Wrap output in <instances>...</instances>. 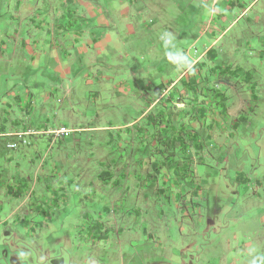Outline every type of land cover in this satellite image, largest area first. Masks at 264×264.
<instances>
[{"label": "rangeland", "instance_id": "rangeland-1", "mask_svg": "<svg viewBox=\"0 0 264 264\" xmlns=\"http://www.w3.org/2000/svg\"><path fill=\"white\" fill-rule=\"evenodd\" d=\"M92 2L136 29L123 33L121 67L93 84L74 72L44 89L55 74L13 58L11 46L0 53V264H264V0ZM167 52L219 78L233 114L246 101L251 110L215 138L196 132L204 147L193 138L186 161L176 150L164 178L170 167L158 174L154 163L168 160L170 140L155 147L140 116L155 87L186 69ZM60 128L91 131L44 130Z\"/></svg>", "mask_w": 264, "mask_h": 264}, {"label": "crops", "instance_id": "crops-1", "mask_svg": "<svg viewBox=\"0 0 264 264\" xmlns=\"http://www.w3.org/2000/svg\"><path fill=\"white\" fill-rule=\"evenodd\" d=\"M134 5L138 6L139 4ZM121 13L124 17H128L129 8L127 7ZM110 14L111 11H103V8L94 4L92 0H0V24L6 27H0L1 56H4L5 51L11 46L13 51L10 55L13 58L18 57L20 62H28L31 67L37 66L36 70H46V72L52 73V76L55 74V80L48 82L45 86L42 85L44 89H57L63 84L67 86L69 83L67 79L74 72L85 73L86 77L84 74V78L88 80V83L93 84L92 75L103 76L104 68L113 70L121 67L118 59L122 56L124 48L123 33L126 28L130 29V32H136L132 23H119L114 17H110ZM8 28L9 30H7ZM1 35L5 37H1ZM201 35H211L213 38L215 32L204 31ZM202 39L203 37L197 38L194 45ZM220 39L221 36L217 41ZM261 44L264 47L262 39ZM210 53L211 50L208 49L200 58H204ZM187 54L191 55V50H187ZM196 61L191 62L190 70L188 68L181 70L172 81L163 79L162 84L155 87V92L145 98L146 109L140 116V118L149 117L151 120L150 128L155 131L153 135L155 147H161L162 142L159 138L161 139L162 135L167 134L170 140L168 147L170 150L180 151V156L185 161L187 156L193 152V138H199L201 148L204 147V140L196 132H204L207 137L215 138L216 133L220 134L219 130L222 131V127L227 121H232L235 118L233 126H237L238 121L245 116L244 113L249 104L248 101L244 102L240 106V110L238 109L237 115L233 114L227 106V95L222 91L219 92V95L217 93L221 80L213 77L215 80L212 82L203 77V67L195 64ZM40 63L41 66H39ZM74 66H80V68L74 70ZM213 74L216 75L215 71ZM247 78L250 79V75ZM181 79L185 81V84L189 82L192 85L198 84V88L202 90L201 96H188L185 87L183 89L180 87ZM248 83L244 86H248ZM176 86L181 88L176 93L181 95L182 99L188 98L187 102L171 98L172 91ZM115 87L123 90L128 87V84L121 82L115 84ZM147 89L151 90L152 88L149 86ZM210 89L217 91L215 93ZM251 92H253L252 88ZM117 96L125 95L119 92ZM94 97L96 98V95ZM24 103L35 106L33 97L26 99ZM172 107L173 115L172 111L168 113ZM55 108L54 113L58 112L56 117L61 113V110L57 106ZM44 130L46 133L51 132L47 129ZM68 130L73 131L72 133L91 131L89 128ZM146 132L149 136V131ZM171 162L172 155H169L168 160L162 162L163 164L156 161L154 170L160 174L168 164L169 170L163 173L166 178L172 173ZM174 164L176 163L174 162ZM184 165L187 166L186 163ZM121 166L123 169V162ZM183 175L185 174L183 173Z\"/></svg>", "mask_w": 264, "mask_h": 264}, {"label": "trees", "instance_id": "trees-1", "mask_svg": "<svg viewBox=\"0 0 264 264\" xmlns=\"http://www.w3.org/2000/svg\"><path fill=\"white\" fill-rule=\"evenodd\" d=\"M198 64V63H197ZM180 87L183 89L184 87V89H186L187 90V93H188V96H201V94H202V90H200L199 88H198V84L197 85H192V83L191 82H189V83H187V84H185V81H183L182 79L180 80ZM180 87H178V86H176V88H174V90L172 91V94H171V98L172 99H176V100H184V101H186L187 102V100H188V98H184V99H182L183 97H181V95H178L176 92H179L180 90H181V88ZM180 88V89H179ZM211 91L213 90V91H215V93H216V89H210ZM220 91H218L217 93H218V95L220 94L219 93ZM172 111V115L174 114V111H173V107H172V110H170L169 111V113ZM176 141V140H175ZM173 138H172V144H173ZM193 142V141H192ZM165 146L167 145V148L168 149H170L169 147H168V145L169 144H164ZM171 145V144H170ZM177 145V142L175 143V146ZM168 149H166V150H168ZM175 154V151H174V149L172 150V153H170V155H174Z\"/></svg>", "mask_w": 264, "mask_h": 264}, {"label": "clouds", "instance_id": "clouds-1", "mask_svg": "<svg viewBox=\"0 0 264 264\" xmlns=\"http://www.w3.org/2000/svg\"><path fill=\"white\" fill-rule=\"evenodd\" d=\"M164 44H165V47L168 48L169 46L171 47H175V45L173 44L172 42V37L170 36H167L165 39H164ZM168 56H173V55H177V56H181L183 57L182 61L180 63L177 64V67L178 68H188L189 70L191 69V62L189 61L188 57L187 56H184L183 53L181 52H167L166 53Z\"/></svg>", "mask_w": 264, "mask_h": 264}, {"label": "built area", "instance_id": "built-area-1", "mask_svg": "<svg viewBox=\"0 0 264 264\" xmlns=\"http://www.w3.org/2000/svg\"><path fill=\"white\" fill-rule=\"evenodd\" d=\"M73 131L68 130L66 128H60L54 131H51L50 133L55 136V138H61V137H68L71 135Z\"/></svg>", "mask_w": 264, "mask_h": 264}]
</instances>
